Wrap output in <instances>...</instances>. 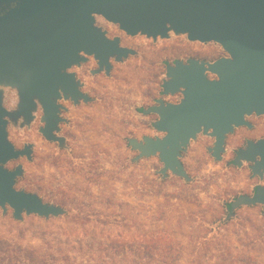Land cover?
Segmentation results:
<instances>
[{
  "label": "rangeland",
  "instance_id": "rangeland-1",
  "mask_svg": "<svg viewBox=\"0 0 264 264\" xmlns=\"http://www.w3.org/2000/svg\"><path fill=\"white\" fill-rule=\"evenodd\" d=\"M149 46L150 63H153L151 54L159 46L166 50L162 72L165 75L162 81L166 82L168 67L175 66L177 60L188 64L186 60L193 56L213 63L229 57L215 42L190 41L186 35L174 32L158 45L151 42ZM136 62L134 59L117 64L116 71L104 83L108 89L104 92L109 93L108 97L111 93L118 96V103L108 106L103 101L101 115L96 120L80 123L75 142L73 139L54 143L59 141L47 140L42 132L44 128L39 132L43 112L39 104L40 109L37 107L33 112L29 123L23 116L7 119L10 120L9 140L16 149L31 146L32 150V160L24 156L6 166L9 170L23 167V175L17 179L15 188L37 194L44 203L59 206L65 213L50 218L23 213L22 219L17 220L11 207L7 206L6 211L0 207V264H36L28 257L30 253L44 255L56 248L67 250L77 239L90 242L92 238L113 236L122 230L118 224L124 220L133 221L145 233L176 235L186 251L180 264H191L193 237L196 253L200 248L196 244L198 237L204 240L207 236L220 235L227 236L230 244L214 245L212 253L222 248L233 252V256L250 251L264 260L263 206L230 208L238 198L253 197L258 187H264V177L254 174L251 163L236 162L238 152L246 147L248 139H258L254 142L264 139V115L258 119L263 124L261 130L249 131L244 126L227 136L221 160H216L211 152L215 138L199 134L181 153L180 160L189 179L171 171L163 176L164 164L158 155L136 160L139 152L129 144L132 139L141 142L145 137L165 135L155 127L159 116H143L132 109L137 103L142 104L132 99V92L144 72H149V85L154 88L153 67L146 64L142 71H134ZM209 76L211 80L217 79L212 73ZM4 96V108L16 114L20 104L18 90L5 88ZM158 97L166 104H179L183 99L182 93ZM154 100L152 97L144 106L154 107ZM119 204L128 205L121 209L122 213L117 208ZM87 214L90 222L85 219ZM101 220L110 223L103 226L97 223ZM218 263L217 259L203 262Z\"/></svg>",
  "mask_w": 264,
  "mask_h": 264
},
{
  "label": "water",
  "instance_id": "water-1",
  "mask_svg": "<svg viewBox=\"0 0 264 264\" xmlns=\"http://www.w3.org/2000/svg\"><path fill=\"white\" fill-rule=\"evenodd\" d=\"M14 4L0 16V85L16 88L20 97L13 114L4 108L0 93V207L4 211L11 207L17 220L23 213L50 218L65 211L15 188L23 167L6 166L24 156L32 160V150L31 146L16 149L9 140L7 119L23 116L29 123L39 104L44 136L59 141L52 136L51 119L59 120L53 99L60 97V85L65 92L66 70L80 62L81 52L96 53L101 64L108 61L100 53L112 43L94 27V15L132 36L166 39L174 32L190 41L215 42L229 55L213 63L179 61L168 67L166 95L182 93L183 99L179 104L160 101L148 110L159 116L155 127L164 137L129 141L139 152L136 160L159 156L163 176L171 171L189 179L181 153L199 134L215 138L211 152L221 160L227 136L249 126L247 117L264 115V0H0V11ZM113 54L121 62L129 51L115 45ZM208 73L217 79H209ZM243 161L264 177V139L249 141L238 152L236 162ZM252 205L264 208V187H258L253 197L238 198L230 208Z\"/></svg>",
  "mask_w": 264,
  "mask_h": 264
},
{
  "label": "flooded vegetation",
  "instance_id": "flooded-vegetation-1",
  "mask_svg": "<svg viewBox=\"0 0 264 264\" xmlns=\"http://www.w3.org/2000/svg\"><path fill=\"white\" fill-rule=\"evenodd\" d=\"M16 5H12L10 8L0 11V16H4L10 9L15 8ZM94 27L102 30L105 33L107 39L112 43L107 49H105L104 54L100 53L101 56H108L107 63L101 64V61L96 58V53L88 55L84 52H81L80 62L72 64L67 70L66 74L69 75L67 82L64 84L65 92L60 85L58 87L60 97L54 98L55 105L58 109L57 121L52 117V136L58 137L59 142L54 143H66L67 141L73 140L75 142L76 135L81 126V122L90 123L92 120H96L97 117L101 115L103 109V101L106 102L108 106H112L114 103H118V96L111 93V97H108L109 93H105L104 90H108L104 87V83L109 77L112 76L113 72L116 71L117 64H121L125 61H131L136 59L137 62L133 66L134 71H139L143 68V65L148 64V66L153 67V85L154 88L151 89L150 85V76L149 72H144L145 75L141 80H138L136 88H133L132 99L140 101L142 104L137 103V106L132 107L138 113L143 114V116H149L148 110L152 106L147 108L144 106L146 102L155 98L153 106H159L160 101H164L158 97V95H166L165 84L166 80L162 81V76H165L162 72L165 70V59H166V50L163 46H157L156 49L151 55L153 56V63H150L148 60L149 54V43L158 45V42L162 38H148L145 35L138 34L132 36L124 32L119 25L114 24L106 20L101 15H94ZM147 41V42H145ZM119 45L121 48L127 49L129 51L128 57L124 58V61L119 63L117 62L118 55L111 52L114 51V46ZM224 58V57H222ZM220 58V59H222ZM192 60H198L200 62L212 63L205 59L194 58L191 56L189 60H186L189 63ZM178 62L175 61L174 64ZM147 70H149L147 68ZM142 71V70H141ZM208 78H210L208 73ZM162 81V82H161ZM146 82V85L144 83ZM141 84V87H139ZM9 86L0 85V93L2 94L3 105H4V89ZM162 89V92L160 89ZM14 89V87H10ZM162 93V94H161ZM122 95V94H120ZM130 97V96H129ZM149 105V104H147ZM40 108L38 107V110ZM8 110V109H7ZM41 111V110H40ZM42 112V111H41ZM158 117L157 114H152ZM43 112L41 115L40 123L42 126L39 127V132L46 127V124L42 123ZM259 115H251L246 120L249 123V126H245L249 131L261 130L263 124L259 122ZM10 120L8 122L9 126ZM145 124V122H143ZM51 126V128H52ZM86 127V126H85ZM91 127V125H90ZM87 131V130H86ZM43 136V135H42ZM44 139H46L43 136ZM251 139H248L250 141ZM258 139H255L256 141Z\"/></svg>",
  "mask_w": 264,
  "mask_h": 264
},
{
  "label": "trees",
  "instance_id": "trees-1",
  "mask_svg": "<svg viewBox=\"0 0 264 264\" xmlns=\"http://www.w3.org/2000/svg\"><path fill=\"white\" fill-rule=\"evenodd\" d=\"M125 206L128 205L119 204L117 208L122 213L121 209ZM88 215L85 219L90 222ZM97 223L105 226L110 222L101 220ZM134 224L133 221L124 220L118 224L122 230L113 236L107 235L102 239L92 238L90 242H84V238L77 239L67 250L56 248L57 250L44 255L30 253L28 257L36 264H180L182 262L186 251L176 235L166 232L145 233ZM196 244L200 245V248L194 253L193 237L189 262L191 264H203L211 259H217L218 264H264V260L251 254L250 251L233 256V252L222 248L216 254L212 253L210 250L214 245L224 247L230 244L225 235L207 236L204 240L198 237Z\"/></svg>",
  "mask_w": 264,
  "mask_h": 264
}]
</instances>
